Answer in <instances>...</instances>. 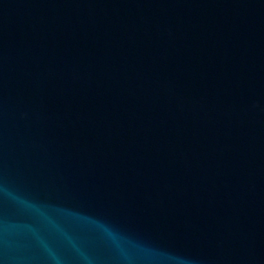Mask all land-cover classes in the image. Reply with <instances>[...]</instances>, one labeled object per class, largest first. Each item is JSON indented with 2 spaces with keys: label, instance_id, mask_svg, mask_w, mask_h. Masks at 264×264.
Returning a JSON list of instances; mask_svg holds the SVG:
<instances>
[{
  "label": "water",
  "instance_id": "95a60500",
  "mask_svg": "<svg viewBox=\"0 0 264 264\" xmlns=\"http://www.w3.org/2000/svg\"><path fill=\"white\" fill-rule=\"evenodd\" d=\"M0 264H264V104L211 0H0Z\"/></svg>",
  "mask_w": 264,
  "mask_h": 264
}]
</instances>
